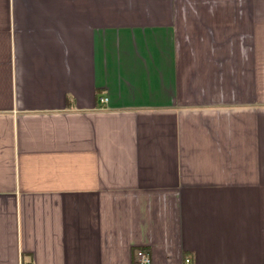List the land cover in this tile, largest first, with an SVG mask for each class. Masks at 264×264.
<instances>
[{"label": "crops", "instance_id": "1", "mask_svg": "<svg viewBox=\"0 0 264 264\" xmlns=\"http://www.w3.org/2000/svg\"><path fill=\"white\" fill-rule=\"evenodd\" d=\"M138 249L264 264V0H0V264Z\"/></svg>", "mask_w": 264, "mask_h": 264}, {"label": "built area", "instance_id": "2", "mask_svg": "<svg viewBox=\"0 0 264 264\" xmlns=\"http://www.w3.org/2000/svg\"><path fill=\"white\" fill-rule=\"evenodd\" d=\"M108 100V97H101L100 101L102 103L106 102ZM137 258L140 262V264H150L151 259H150V255L148 252H146L143 249H138L136 252ZM186 262L190 263V258H186Z\"/></svg>", "mask_w": 264, "mask_h": 264}]
</instances>
